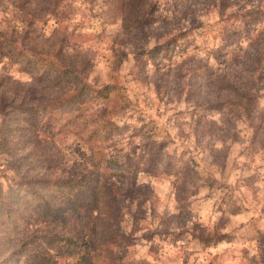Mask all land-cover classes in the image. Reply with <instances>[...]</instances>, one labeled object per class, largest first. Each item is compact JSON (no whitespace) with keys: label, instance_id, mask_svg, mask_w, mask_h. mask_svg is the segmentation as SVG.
<instances>
[{"label":"trees","instance_id":"1","mask_svg":"<svg viewBox=\"0 0 264 264\" xmlns=\"http://www.w3.org/2000/svg\"><path fill=\"white\" fill-rule=\"evenodd\" d=\"M4 1L13 7L18 41L3 39L0 56L37 78L38 87L0 75V150L14 175L13 184L0 187V264H124L120 249L132 242L135 216L126 218L132 192L128 203L117 185L147 172L156 144L144 138L138 145V129L120 125L127 100L117 82L90 79L91 60L74 49L81 36L59 18L70 0ZM102 2L103 16L126 31L142 28L154 7L151 0ZM259 9L258 2L214 0V72L200 75V90L202 103L220 117V125L208 123L218 133L243 116L256 120L252 133L264 126ZM42 15L59 16L47 37ZM188 33L162 36L147 54L156 57ZM41 42L48 45L43 52L34 48Z\"/></svg>","mask_w":264,"mask_h":264},{"label":"rangeland","instance_id":"2","mask_svg":"<svg viewBox=\"0 0 264 264\" xmlns=\"http://www.w3.org/2000/svg\"><path fill=\"white\" fill-rule=\"evenodd\" d=\"M70 2L58 17L81 36L74 49L91 60L90 79L117 82L127 100L120 125L130 126L129 133L138 129V145L146 138L157 146H150L147 172L117 185L128 203L132 192L126 218L135 216L132 242L120 249L124 264H264V126L252 133L256 120L243 116L218 133L208 124L220 125L218 113L201 101L200 75L206 68L214 72V0H151L146 24L131 31L103 16L102 0ZM257 2L264 29V0ZM42 16L47 37L58 17ZM15 25L13 7L0 1V43L17 40ZM177 30L189 33L156 57L147 54ZM47 47L34 46L39 52ZM0 75L38 87L37 78L3 55ZM259 106L264 110V98ZM159 144L165 146L159 150ZM7 159L0 150L4 189L14 182Z\"/></svg>","mask_w":264,"mask_h":264}]
</instances>
